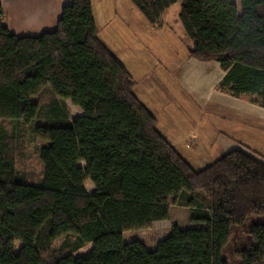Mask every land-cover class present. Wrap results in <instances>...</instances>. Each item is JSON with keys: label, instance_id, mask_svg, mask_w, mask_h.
Here are the masks:
<instances>
[{"label": "trees", "instance_id": "1", "mask_svg": "<svg viewBox=\"0 0 264 264\" xmlns=\"http://www.w3.org/2000/svg\"><path fill=\"white\" fill-rule=\"evenodd\" d=\"M130 1L152 25L179 2L188 57L217 62L218 89L264 108V0ZM135 84L99 37L90 0L64 4L39 36L9 33L0 4V264H229L232 237L245 240L239 264H264V162L233 149L194 169ZM66 100L81 114L70 117ZM35 122L38 184L15 165L14 134ZM170 203L191 226H172L154 249L123 242L167 220Z\"/></svg>", "mask_w": 264, "mask_h": 264}, {"label": "rangeland", "instance_id": "2", "mask_svg": "<svg viewBox=\"0 0 264 264\" xmlns=\"http://www.w3.org/2000/svg\"><path fill=\"white\" fill-rule=\"evenodd\" d=\"M91 3L101 40L133 75L135 94L155 115L158 130L194 169L207 166L235 148L264 162V110L253 112L247 95L234 97L218 89L220 82L215 80L220 70L190 65L187 49L191 43L178 20L179 2L161 15L157 25L148 23L130 0ZM68 105V114L73 117V105ZM36 125L35 122L14 134L16 169L33 184H38L42 176L38 151L43 141L33 132ZM9 132L12 134V130ZM78 164L83 166L82 162ZM84 185L88 192L93 190L90 180ZM169 210L168 220L124 232L123 242L138 240L150 244L165 237L174 225L191 226L187 208L170 203ZM237 238L232 237L223 250L229 264H239L236 251L245 245L244 239ZM61 240L53 247L57 248Z\"/></svg>", "mask_w": 264, "mask_h": 264}, {"label": "crops", "instance_id": "3", "mask_svg": "<svg viewBox=\"0 0 264 264\" xmlns=\"http://www.w3.org/2000/svg\"><path fill=\"white\" fill-rule=\"evenodd\" d=\"M70 1L71 0H0V4H1L2 10L7 15V28H8L9 33L15 36H39L40 34L44 32L53 31L56 28L57 22L61 15V7L64 4L69 3ZM90 2H92V0H90ZM92 15H93V10H92ZM93 19H94V15H93ZM94 22H95V19H94ZM95 25H96V22H95ZM105 45L107 46L106 43ZM188 61L191 66H200L202 64L203 67L210 66L212 69H214L215 72L216 70H220L219 74L222 73V75H219L216 72L215 83L217 82L219 83L224 76V72L220 68L219 64L215 61L201 62L193 58H189ZM65 102H66V105L69 106L68 105L69 100H66ZM250 104H251L250 105L251 108L254 109L253 112L258 113L259 110L260 111L264 110V108L258 106L257 104H253L251 102ZM71 108H72L71 110H73L74 112V116L81 114V110L78 107L72 106ZM235 149H240V148H235ZM169 218H170V210H169L168 219ZM156 223L157 222H154L152 226ZM159 240L160 239H157L155 242H152L150 244H147L145 242H142V243L145 244L148 248L154 249Z\"/></svg>", "mask_w": 264, "mask_h": 264}]
</instances>
